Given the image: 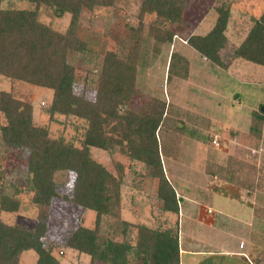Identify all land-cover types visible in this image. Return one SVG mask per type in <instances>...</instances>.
I'll return each instance as SVG.
<instances>
[{"label": "trees", "instance_id": "obj_1", "mask_svg": "<svg viewBox=\"0 0 264 264\" xmlns=\"http://www.w3.org/2000/svg\"><path fill=\"white\" fill-rule=\"evenodd\" d=\"M19 1L30 3L32 8L0 7V76L50 90L51 114L83 119L87 129L81 147L63 139L54 140L45 128L34 124L29 104L1 91L0 115L4 123L0 125V146L3 151L28 152L34 205L48 209L54 199H62L93 212L95 221L93 228L80 225L70 228L67 238L59 245L44 241L47 211L30 230L6 225L0 219V264H19L21 255L27 251L35 252V264H63L61 258L66 253L86 257L87 264H180L179 232L173 234L170 230L158 231L143 224L133 226L120 221L119 230L123 234H128L127 228L133 226L134 242L113 237L118 233V222L111 219L119 205V188L124 178L122 166H117L116 174L109 172L92 159L89 148L104 151L118 148L129 160L142 163L148 177L157 180L156 196L162 210L178 215L180 198L164 174L158 137L166 104L152 100L139 112L129 105L137 94L136 72L142 44L147 39L160 45L173 43L176 35L171 29L183 22L188 0H138L133 15L136 26L124 22L121 33L108 30L118 47L116 51H107L105 38L98 42L95 32L81 24V17L85 12L104 8L113 9L118 17L121 0ZM42 7L48 8L57 19L69 17L63 33L39 20ZM213 9L216 13L213 27L204 36H190L185 45L224 70L234 60L264 68V9L259 16L250 17L246 36L225 59L221 53L229 45L226 32L233 2L219 0ZM76 56L77 65H73ZM82 63L98 66L91 99L86 94L92 70H85L79 76ZM173 67L171 63L168 76ZM59 175L68 180L57 181ZM67 182L70 188L63 193L61 189L68 186ZM19 206L18 201L0 192V212H15ZM255 213L257 216L263 210L255 208ZM241 260L247 264H264V250L248 252L247 257L241 255Z\"/></svg>", "mask_w": 264, "mask_h": 264}, {"label": "rangeland", "instance_id": "obj_2", "mask_svg": "<svg viewBox=\"0 0 264 264\" xmlns=\"http://www.w3.org/2000/svg\"><path fill=\"white\" fill-rule=\"evenodd\" d=\"M217 1L188 0L189 8L183 22L171 29L176 35L173 43L160 45L156 40L147 39L142 44L136 72L137 94L129 108L139 112L147 108L152 100L166 104V116L158 137L164 174L174 186L176 197L180 200L186 198L187 202L198 199L203 210L208 209L209 213V208L216 210L219 228L222 233L228 234L226 248L235 247L237 250L239 241L244 239L248 254L256 249L264 250V68L234 60L230 68L224 70L185 45L184 41L190 36H204L213 27L216 19L213 8ZM227 1L233 2V9L226 32L229 45L221 53L223 59L229 58L233 47L246 36L251 25L250 17L259 16L264 9V0ZM9 5L22 10L32 8L26 1L0 0L1 8H8ZM118 7L121 9L118 17L111 8L85 12L81 17V24L95 32L98 42L105 38L107 51L118 48L111 37L112 29L121 33L124 22L136 26L133 15L138 0H121ZM38 17L42 23L60 33L66 30L69 23L68 16L57 19L48 8L43 7ZM108 30H111L110 35ZM77 58L73 59V65H77ZM171 63L174 67L168 76ZM89 69L92 70V77L86 96L91 99L98 66L82 63L78 75L83 76ZM1 91L29 104L34 124L45 128L50 138L63 139L81 147L87 122L75 116L51 114L50 90L0 76ZM3 123L0 115V125ZM213 141L217 143L213 144ZM3 150L0 146V192L20 203L15 212H0L4 224L30 230L47 211L44 241L59 245L67 238L70 228L79 225L94 227L93 212L62 199H54L48 209L34 205L27 168L28 152L24 149ZM89 154L113 174H116L117 166H122L124 178L119 188V205L113 212L116 216L111 219V222H118V233L113 234L116 240L126 239L132 244L135 239L133 226L141 224L158 231L179 232V213L176 215L162 210L156 196L157 180L148 177L142 163L129 160L118 148L104 151L90 147ZM56 180L63 181L65 178L59 175ZM69 188L68 184L61 190L64 193ZM224 188H229L228 192ZM206 189L209 192L215 190L223 197L228 195L235 204L242 205L241 212L224 199L218 202L219 205L213 204L211 199L206 200L209 193ZM182 200L178 203L179 209ZM255 208L263 210V213L256 216ZM120 221L133 225L127 228L128 234L120 231ZM230 232H233L231 237ZM216 240L219 244L224 243L221 238ZM36 257L33 251L24 252L19 264H35ZM61 260L63 264H87L86 257L77 258L73 253H66Z\"/></svg>", "mask_w": 264, "mask_h": 264}, {"label": "crops", "instance_id": "obj_3", "mask_svg": "<svg viewBox=\"0 0 264 264\" xmlns=\"http://www.w3.org/2000/svg\"><path fill=\"white\" fill-rule=\"evenodd\" d=\"M224 189L227 191L229 188ZM207 191L209 192V190ZM212 191L209 192L210 194H206V200L211 199L213 204H218V202L221 203V199H224L229 205L233 204L236 208L238 207V210L241 212L242 205L235 204V201L230 199L228 195L223 197L219 192ZM185 199L181 198L182 205L178 215L180 216L178 221L180 264H247L241 260V255L247 257L244 239H241L243 241H239L237 250L234 249L235 247L227 249L228 234L222 233L219 228V221L215 215L217 211L209 208L211 212L209 213L207 209V213L203 210L202 203L198 199H194V202H187ZM216 229L218 232H216ZM232 233L230 232L229 237H231ZM215 238H221L224 243L219 244L218 240L215 241ZM241 243L243 244V248H240ZM79 258H83V256Z\"/></svg>", "mask_w": 264, "mask_h": 264}, {"label": "built area", "instance_id": "obj_4", "mask_svg": "<svg viewBox=\"0 0 264 264\" xmlns=\"http://www.w3.org/2000/svg\"><path fill=\"white\" fill-rule=\"evenodd\" d=\"M217 142L216 141H213V144H216ZM243 247V244L241 243L240 244V248H242Z\"/></svg>", "mask_w": 264, "mask_h": 264}, {"label": "water", "instance_id": "obj_5", "mask_svg": "<svg viewBox=\"0 0 264 264\" xmlns=\"http://www.w3.org/2000/svg\"><path fill=\"white\" fill-rule=\"evenodd\" d=\"M263 111H264V109H263Z\"/></svg>", "mask_w": 264, "mask_h": 264}]
</instances>
